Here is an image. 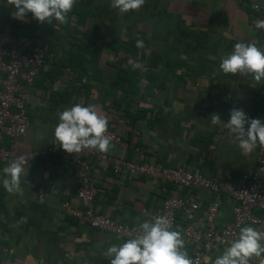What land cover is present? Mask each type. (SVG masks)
I'll return each mask as SVG.
<instances>
[{
	"label": "crops",
	"instance_id": "obj_1",
	"mask_svg": "<svg viewBox=\"0 0 264 264\" xmlns=\"http://www.w3.org/2000/svg\"><path fill=\"white\" fill-rule=\"evenodd\" d=\"M77 3L90 10L89 19L100 26L97 42L87 46L92 50L90 74H83L70 55L89 58L77 47L79 28L55 30L57 39L46 31L35 37L34 21L28 16L14 19L7 0H0V32L27 36L44 50L43 64L29 89L27 128L12 149L15 155L57 146L54 129L59 114L80 103L96 105L108 118V131L119 138L107 156L198 171L220 180L256 169L258 146L244 153L234 135L222 125H212L210 116L218 114L226 123L235 107L250 119L264 121V82L218 71L220 58L230 54L236 43H252L264 51V29L256 27L264 20V0H146L138 11L126 14L112 9L111 0ZM254 3L260 5L257 10ZM70 22L74 24V17ZM137 40L144 47H136L132 56L142 59V64L149 58L151 66L139 70L137 91L124 93L127 78L121 79L116 71L136 64H130L123 47ZM84 161L95 189L93 210L124 225L147 221L142 211L159 212L171 188L145 177L129 178L124 171L115 175L110 164L94 155ZM7 165L0 162V264H110L111 257L105 255L108 247L127 239L91 229L59 209L65 201L76 204L67 153L61 150L31 161L25 166L27 183H22L19 193H8L2 185ZM260 188L264 190V182ZM181 197L198 206L194 224L205 215L212 198L208 191L195 188L182 190ZM233 205L231 198L221 196L214 226L231 223ZM175 224H185L179 212ZM248 226L264 232L261 226L241 228ZM238 236L205 253L203 264H214ZM183 240L188 256L199 250V245ZM261 260L264 254L250 264Z\"/></svg>",
	"mask_w": 264,
	"mask_h": 264
},
{
	"label": "built area",
	"instance_id": "obj_2",
	"mask_svg": "<svg viewBox=\"0 0 264 264\" xmlns=\"http://www.w3.org/2000/svg\"><path fill=\"white\" fill-rule=\"evenodd\" d=\"M254 8V7H253ZM257 10L258 8H254ZM44 50L31 38L7 36L0 32V162L9 164L17 155L12 151L15 140L27 128L26 105L29 89L43 64ZM258 119V118H255ZM264 122V121H262ZM111 143H119V138L111 131L107 132ZM58 146L46 147L26 153L27 165L36 158L57 154ZM75 185L76 204L62 202L59 209L66 216L81 220L87 227L116 237L131 239L140 233L138 226L121 224L117 219H108L96 213L92 208L95 189L88 177V165L84 158L94 155L99 161L110 164L115 175L125 172L129 178L145 177L160 184L170 186L168 196L161 202L160 211L142 215L147 221L157 216H167L171 228L181 233L186 241L199 245V250L192 252L189 258L192 264H203V255L211 250L224 246L237 237L242 226L249 224L264 229V147L258 146L256 153L257 167L251 173H241L234 179H217L201 175L198 171L185 172L181 169L167 168L158 163L135 164L92 150L67 154ZM204 189L212 198L205 207V215L194 221L196 203L184 200L181 191L184 189ZM221 196L234 201L231 223L220 228L214 226ZM181 213L185 224L176 225L175 215Z\"/></svg>",
	"mask_w": 264,
	"mask_h": 264
},
{
	"label": "clouds",
	"instance_id": "obj_3",
	"mask_svg": "<svg viewBox=\"0 0 264 264\" xmlns=\"http://www.w3.org/2000/svg\"><path fill=\"white\" fill-rule=\"evenodd\" d=\"M146 0H111L110 7L120 14L138 11ZM14 11V19L25 20L30 14L40 24L51 25L55 20L60 25L68 23V14L72 12L77 0H7ZM254 8H259L257 3ZM264 29V20L256 24ZM137 48H143L142 40H137ZM215 60V57H209ZM141 72L146 71L141 63L134 64ZM218 71L223 74L246 77L251 75L255 82H264V51L252 43H236L230 54L220 58ZM212 125H222L229 134L234 135L238 147L246 154L257 146L264 147V122L250 119L239 108L233 107L229 120L224 123L218 114L211 115ZM109 121L96 105L83 106L76 103L59 114V123L54 129L55 144L65 153L79 154L83 150H95L107 155L114 145L108 132ZM28 157L18 155L3 169L2 185L8 193L23 191L22 183H27L25 166ZM172 221L164 215L155 217L138 225L140 233L128 239L122 245H111L105 255L111 257L110 264H192L181 233L171 228ZM264 254V232L248 226L240 229L239 236L230 243L214 264H250L255 257ZM264 264V260H261Z\"/></svg>",
	"mask_w": 264,
	"mask_h": 264
},
{
	"label": "trees",
	"instance_id": "obj_4",
	"mask_svg": "<svg viewBox=\"0 0 264 264\" xmlns=\"http://www.w3.org/2000/svg\"><path fill=\"white\" fill-rule=\"evenodd\" d=\"M8 5V3H7ZM9 8H12L10 5H8ZM13 9V8H12ZM14 10V9H13ZM92 12L88 9H85L81 7L79 3H76L73 6V10L71 13L68 14V23L64 25H60L58 22L55 20L51 25L48 24H40L36 20H34L31 15L29 14L28 17L31 18L32 21H34L33 27H34V36L37 37V35H40L42 32L46 31L50 36L53 37V39L56 38V34L53 32L55 30H68V29H73V30H78L79 28V42L80 44L77 46L78 49L81 51L82 54L88 55L89 58L87 59L80 54L74 55L70 54L72 57H74L73 60H75V65L79 66V69H81V72L83 74H90V64H91V58H92V50H88L87 46L90 44L92 46L95 45L97 42V31L99 30V24L91 21L89 18L92 17ZM74 17V24L71 25V18ZM36 43V42H35ZM38 44V43H37ZM40 45V44H39ZM124 51H126L127 54V60H130V64L133 65V63L136 62V65L141 64V61L139 59H134L132 56L134 51L136 50V43L133 41L130 42L129 44H126L124 47ZM140 58H143V55L140 56ZM134 61V62H133ZM146 68L151 66V61L149 58L145 60V63L143 64ZM93 69H95V63L92 65ZM116 74L118 77L121 79L124 78L126 79L123 84L125 85L123 91L124 93H134L137 91L139 87V80H140V75L139 74V68H134L132 66H126L124 69H117ZM122 85V83H121ZM146 89H149L150 85L145 86Z\"/></svg>",
	"mask_w": 264,
	"mask_h": 264
}]
</instances>
